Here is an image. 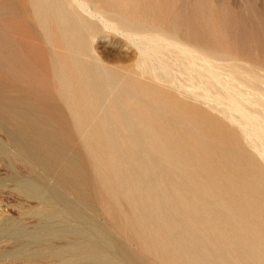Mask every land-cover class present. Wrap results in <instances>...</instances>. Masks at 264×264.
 Instances as JSON below:
<instances>
[{
	"label": "rangeland",
	"instance_id": "1",
	"mask_svg": "<svg viewBox=\"0 0 264 264\" xmlns=\"http://www.w3.org/2000/svg\"><path fill=\"white\" fill-rule=\"evenodd\" d=\"M16 1L22 6L24 0H0V98L12 86L29 101L52 107L46 116L57 118L56 127L75 143L84 173L80 183L89 188L86 207L100 210L98 221L110 215L116 223L126 222L139 214L129 215L124 202L106 200L103 194L109 191L92 180L101 163L86 157L85 141L60 108L52 82L54 62L69 70L75 87L83 81L78 64L92 70L85 80H104L94 66L108 71V87L104 83L97 100L100 108L110 104L114 112L119 107L113 98L120 95L121 107L138 116L133 126L142 145L135 153L148 167L140 174L149 176L160 194L147 206L151 222L140 218L142 225L181 218L163 212L157 219L161 207H225L224 216L236 212L246 217L254 208L264 210V0H82L88 12L110 22L104 25L73 3L56 9L29 0L24 15ZM41 17L49 18L43 29L36 22ZM48 31L60 41L52 43ZM72 38L75 42L68 41ZM65 44L80 57L61 53ZM122 84L125 90L118 88ZM121 126L113 124L123 135ZM94 130L107 137L101 128ZM103 139L90 140L89 149L97 150ZM101 175L107 179L106 168ZM203 183L206 193L196 189ZM2 197L0 218L6 219L17 203L4 189ZM24 206L33 207L34 201ZM124 238L142 263L160 264L155 258L160 250H141L142 242L131 233Z\"/></svg>",
	"mask_w": 264,
	"mask_h": 264
},
{
	"label": "bare ground",
	"instance_id": "2",
	"mask_svg": "<svg viewBox=\"0 0 264 264\" xmlns=\"http://www.w3.org/2000/svg\"><path fill=\"white\" fill-rule=\"evenodd\" d=\"M28 1H23L20 5L23 13H19L28 12ZM36 1L40 6L54 4L56 9L65 6V2L73 3L87 16L102 22L101 25L110 23H105L97 13L88 12V6L82 0ZM16 2L17 6L19 2ZM72 13L69 15L71 22L74 21ZM36 22L43 29L49 18L41 17ZM46 35L51 37L52 43L60 41L50 31ZM145 39L148 45L149 41ZM68 41L75 42V39ZM67 44L61 53L73 60L80 57V52L71 53ZM52 67L53 89L63 103L60 108L69 114L76 133L85 141L86 157L101 163L92 180L99 188L109 191L103 194L106 200L124 202L130 207L129 215L137 213L139 218L117 223L110 215L107 220L102 219L103 222L96 219L100 210L93 207L95 210L90 208L89 211L86 207L89 188L80 183L84 173L75 143L56 127L57 118L54 121L46 116L52 107L29 101L11 86L9 93L0 98V171L3 172L0 173V201H3L4 189L14 197L17 206L13 216L0 218V264H150L140 261L133 247L127 244L125 233H131L136 242H142L141 250H160L155 257L160 264H264L262 208H254V213L246 217L236 212L224 216L225 207H159L163 211H157V219L163 212L172 214V218L176 215L181 218L164 225H142L140 218L151 222V207L147 206L158 200L160 194L153 190L154 181L140 174V170L148 167L143 166L144 162L135 153L142 145L139 141L141 133L133 126L138 116L121 107L124 105L120 95L113 98L115 106L119 107L114 112L110 104L100 108L97 100L102 99L99 96L103 94L104 83L108 87V71L101 72L94 66L104 80H85L90 78L92 70L78 64L76 67L83 81L77 82L75 87L70 83L69 70L55 62ZM118 88L125 90L126 85ZM115 123L122 125L123 135L113 127ZM95 127L105 131L107 137L97 136ZM147 135L144 137L152 136ZM101 138L103 144L97 145V150H90V140ZM117 138L122 143L117 142ZM101 168H106L107 179L102 177ZM196 189L202 193L208 191L204 183L198 184ZM100 197L95 194L94 199L99 201ZM29 200L34 201L33 207L24 206Z\"/></svg>",
	"mask_w": 264,
	"mask_h": 264
}]
</instances>
